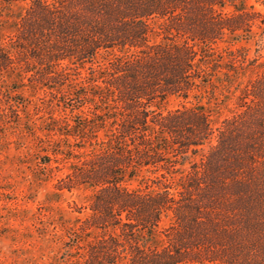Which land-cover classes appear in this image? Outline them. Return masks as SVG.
Returning a JSON list of instances; mask_svg holds the SVG:
<instances>
[{
    "label": "trees",
    "instance_id": "1",
    "mask_svg": "<svg viewBox=\"0 0 264 264\" xmlns=\"http://www.w3.org/2000/svg\"><path fill=\"white\" fill-rule=\"evenodd\" d=\"M116 1L0 0L24 4L0 47V72L14 77L0 84L2 117L19 118L16 90L27 83L45 88L48 131L72 139L76 148L98 146L95 164L87 160L82 176L98 187L83 225L105 234L87 247L83 263L264 264V161L258 166L252 141L258 136L252 128H264V113L253 104L259 115L245 118L250 105L239 103L240 121L213 128L196 106L161 110L172 95L186 100L204 79L234 87L247 71L261 68L245 48L226 49V57L214 49L218 42L239 44L243 31L256 35L253 26L264 41L262 20L234 5L222 13L225 0H145L131 9ZM216 6L223 10L217 13ZM153 18L183 41L150 44ZM122 26L123 33L116 30ZM100 52L111 56L104 64L95 62ZM256 84L244 86L240 102L246 91L258 98ZM56 108L70 118H56ZM143 172L154 181L140 183ZM79 173L72 169V182ZM132 181L143 188L130 189ZM166 214L171 223L161 229Z\"/></svg>",
    "mask_w": 264,
    "mask_h": 264
},
{
    "label": "rangeland",
    "instance_id": "2",
    "mask_svg": "<svg viewBox=\"0 0 264 264\" xmlns=\"http://www.w3.org/2000/svg\"><path fill=\"white\" fill-rule=\"evenodd\" d=\"M144 1L117 0L116 3L123 9H131L132 4ZM233 5L254 13L262 20L264 28V0H225L224 10L219 6L215 10L217 13H231L234 11ZM23 9L24 4L0 5V47L7 45ZM148 23L147 40L150 44L183 41L179 35H176V39L166 34L162 19L153 18ZM116 30L123 33L124 27ZM252 30L256 35L243 31L242 41L234 47L218 42L214 50L226 57V49L245 48L248 57L258 59L261 68L247 71L238 79L241 84L234 87L218 83L211 77L204 79L205 82L196 84L197 87L186 100L179 95L170 96L161 105L162 112L165 114L182 107L196 106L206 111L213 128L223 126L227 121L233 125L240 121L241 116L236 118L241 113L239 103L250 105V109L257 104V113H264V77L261 76L264 74V41H258L260 30L257 26H253ZM16 46L19 44H14L13 49ZM108 58L111 56L100 52L95 62L104 64ZM13 79L11 74L0 72L1 87L10 85ZM254 82H257L258 88H262L258 98L253 99L252 93L246 91L247 98L240 102V91L245 90V85H249L248 88L254 86ZM16 91L13 94L22 105L19 118L4 119L0 111V264H84L87 247L105 234L98 227L86 228L83 225L92 214L90 205L98 187L88 184V180L82 176L87 173V160L95 164L93 158L97 157L98 146L93 144L76 148L72 139L48 131L51 98L45 88L32 89L27 83L26 87ZM5 95L0 92V110L5 106L2 105ZM56 110L53 112L56 118H70L67 111L65 116L63 109ZM254 114V109H251L245 118ZM252 129L258 133L257 137L252 136V141L257 147L259 166L264 161V128ZM98 137L104 139L102 133ZM215 142L212 139L210 143ZM208 148L209 145H205L195 159H200ZM77 158L84 161V165H80ZM73 168L80 170L81 178L77 177L72 182L69 176ZM256 172L262 173V169ZM139 176L140 183L146 181L150 184L148 179L154 181L155 175L143 172ZM128 187L135 190L143 188V185L141 187L138 181H132ZM170 223V214H166L159 227L167 228Z\"/></svg>",
    "mask_w": 264,
    "mask_h": 264
}]
</instances>
